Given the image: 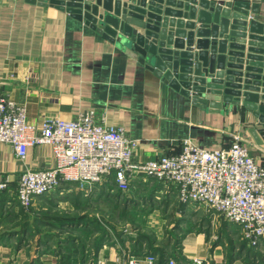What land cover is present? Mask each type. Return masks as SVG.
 Returning <instances> with one entry per match:
<instances>
[{
	"label": "crops",
	"instance_id": "1",
	"mask_svg": "<svg viewBox=\"0 0 264 264\" xmlns=\"http://www.w3.org/2000/svg\"><path fill=\"white\" fill-rule=\"evenodd\" d=\"M252 4L258 14L252 9L250 15L264 21V0ZM0 93L24 104L27 119L37 125L49 116L76 120L93 111L96 123L123 127L137 140L136 162L178 154L187 139L214 150L229 147L239 136L264 166V123L251 109L194 104L117 41L51 5L0 0ZM55 164L49 145L29 147L21 161L12 146L0 143V183L7 182L0 189V264H81L88 258L93 264H130L131 259L148 264L149 254L157 256L155 264H197L195 259L264 264L263 240L249 246L239 225L240 235H235L229 222L214 219L205 207L180 202L174 186L143 175L134 179L130 193L121 192L109 176L88 189L63 182L51 196L21 207L16 198L20 174ZM101 202L120 209V222L108 221L106 240L96 234L92 241L81 238L69 221L62 226L55 220L62 214L67 220L86 215L84 207ZM91 242L92 255L86 256Z\"/></svg>",
	"mask_w": 264,
	"mask_h": 264
},
{
	"label": "built area",
	"instance_id": "2",
	"mask_svg": "<svg viewBox=\"0 0 264 264\" xmlns=\"http://www.w3.org/2000/svg\"><path fill=\"white\" fill-rule=\"evenodd\" d=\"M0 143L12 146L21 161L31 146L52 148L54 167L26 169L19 176L16 198L25 209L54 194L63 182L88 189L112 176L121 192L130 193L134 179L143 175L174 186L180 202L196 203L239 225L249 246L264 241V166L239 136L229 147L214 150L187 139L178 154L136 162L137 140L128 137L123 127L96 123L93 111L76 120L49 116L37 125L27 119L24 104L0 93ZM6 186L7 182L0 183V189ZM146 261L155 264L157 256L149 254Z\"/></svg>",
	"mask_w": 264,
	"mask_h": 264
},
{
	"label": "water",
	"instance_id": "3",
	"mask_svg": "<svg viewBox=\"0 0 264 264\" xmlns=\"http://www.w3.org/2000/svg\"><path fill=\"white\" fill-rule=\"evenodd\" d=\"M29 1L57 7L117 41L194 104L243 105L264 123V21L250 15L258 14L252 1L259 0Z\"/></svg>",
	"mask_w": 264,
	"mask_h": 264
},
{
	"label": "rangeland",
	"instance_id": "4",
	"mask_svg": "<svg viewBox=\"0 0 264 264\" xmlns=\"http://www.w3.org/2000/svg\"><path fill=\"white\" fill-rule=\"evenodd\" d=\"M102 204H100L101 206H96V207H84L85 210H86V215H90V217L92 218H97V216H99V224L100 225H90L89 226V230L92 229V232H85V231H78V233H76L79 237L81 238H84L86 237L87 239H90V241H92V237H94V234H96L97 236H100L102 235V232H101V229H105L107 232H108V235L109 236L110 232H109V225H108V221H113L114 223L117 222H120V216L118 214H120L119 210L117 207H114L113 204H107V202H101ZM111 208V209H110ZM96 215V216H95ZM126 216H132V213L131 212H128L125 214ZM135 215H133L132 217L134 218ZM214 219H219V220H222L223 218L222 217H217L214 215ZM224 220V219H223ZM231 223H228V228L230 229V231H232L233 234L235 235H240V228L237 227V225H230ZM146 231H150L151 229H145ZM96 231V232H95ZM143 233H145V231H142ZM151 232V231H150ZM109 239V238H108ZM89 241V240H88ZM91 243H88L87 246H88V249L86 250V256H90L92 255V249L91 248ZM88 258V257H87ZM84 264H93V259L92 258H88L87 260H85V263Z\"/></svg>",
	"mask_w": 264,
	"mask_h": 264
},
{
	"label": "trees",
	"instance_id": "5",
	"mask_svg": "<svg viewBox=\"0 0 264 264\" xmlns=\"http://www.w3.org/2000/svg\"><path fill=\"white\" fill-rule=\"evenodd\" d=\"M66 218H68V216H66L65 214H62L61 216L60 215L57 216L55 220L61 221L60 222L61 225L69 221L68 223L71 224L72 230H81V231L83 230L85 232H92V229L89 230L90 225L92 224L100 225L101 224V223L99 224L100 222L99 219H96V217L92 218L88 215H83L79 217L76 216L74 218L71 217L69 220H67ZM101 232H102V240H106V238L108 237L107 236L108 232L104 228L101 229ZM85 255H87L86 251H85ZM84 263H85V260L81 264H84Z\"/></svg>",
	"mask_w": 264,
	"mask_h": 264
}]
</instances>
